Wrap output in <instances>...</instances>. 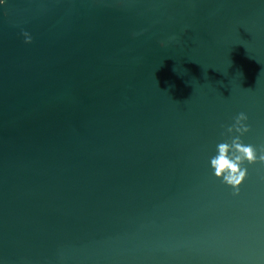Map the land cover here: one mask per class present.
I'll return each mask as SVG.
<instances>
[{"label":"water","instance_id":"obj_1","mask_svg":"<svg viewBox=\"0 0 264 264\" xmlns=\"http://www.w3.org/2000/svg\"><path fill=\"white\" fill-rule=\"evenodd\" d=\"M241 112L260 155L264 0H0V264H264Z\"/></svg>","mask_w":264,"mask_h":264},{"label":"clouds","instance_id":"obj_2","mask_svg":"<svg viewBox=\"0 0 264 264\" xmlns=\"http://www.w3.org/2000/svg\"><path fill=\"white\" fill-rule=\"evenodd\" d=\"M26 42L32 41V36L24 32ZM248 116L241 112L236 118L235 123L227 128L229 133H240L232 138L231 143H219L217 145L218 154L211 159V166L215 175L221 177L223 182L232 186L235 194H239L240 186L248 175L245 162L251 164L257 160L264 161V151L260 155L253 145H245L241 141V136L250 130V126L245 123Z\"/></svg>","mask_w":264,"mask_h":264}]
</instances>
